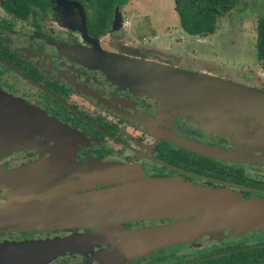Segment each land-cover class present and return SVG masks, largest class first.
I'll return each mask as SVG.
<instances>
[{"label":"flooded vegetation","instance_id":"af4514ba","mask_svg":"<svg viewBox=\"0 0 264 264\" xmlns=\"http://www.w3.org/2000/svg\"><path fill=\"white\" fill-rule=\"evenodd\" d=\"M92 4L91 0H0V88L66 125L74 137L62 148L64 152L67 148L76 162L95 159L137 164L147 177L180 178L224 188L242 199L264 201V145L252 148L248 143L230 141L222 133L209 132L167 107H159L156 98L128 86L126 76L108 70L114 66L110 63L118 62L103 58L112 54L167 62L192 72L205 69L192 70L159 60L136 38L141 45H108L110 39L106 37L112 38L125 24L123 5L112 8L107 26L98 32L94 28L96 12L88 7ZM115 7L121 22L112 29ZM160 108L164 114L155 115ZM133 128L140 129L141 134L131 137L132 132H138ZM36 139L44 141L42 149L23 141L14 152L0 157V171L57 155L54 146L59 144L49 138L34 136ZM196 144L198 148L192 146ZM88 186L77 192L109 187L98 183ZM7 199L0 189V204ZM170 220L124 221L120 229L134 232ZM66 227L72 228L71 232H61L59 227L3 224L0 242L87 236L53 251L50 257L46 255L43 264H264L263 228L180 238L155 245L145 253L129 254L114 250L112 239L94 238L97 224Z\"/></svg>","mask_w":264,"mask_h":264},{"label":"water","instance_id":"95a60500","mask_svg":"<svg viewBox=\"0 0 264 264\" xmlns=\"http://www.w3.org/2000/svg\"><path fill=\"white\" fill-rule=\"evenodd\" d=\"M120 22L115 7L112 29L118 28ZM103 60L118 62L135 73L127 78L130 84L137 82L176 114L193 121L207 119L205 125L214 131L225 133L233 125L236 132L241 124H236L235 119L241 117L244 121H254L259 127L257 133L264 129V90L204 70L186 71L144 58L104 54ZM73 135L57 119L0 88V156L19 148L25 140H33L34 136L49 138L64 146ZM62 159L58 155L0 171V185L18 186L54 175L79 173L84 178L94 176L96 181L105 182L109 187L49 199L39 191L33 197L27 196L25 190H39L38 186L24 189L14 200L0 204V225L13 222L42 228L58 227V223L79 227L97 224L99 229L94 238L112 239L114 250L129 254L145 253L155 245L202 233L264 227V201L242 199L224 188L197 186L178 178H146L126 164L93 160L70 164L68 159ZM142 219L173 221L134 232L120 229L121 222ZM85 237L0 242V264H42L46 255L50 257L53 251L58 252Z\"/></svg>","mask_w":264,"mask_h":264},{"label":"rangeland","instance_id":"374dc122","mask_svg":"<svg viewBox=\"0 0 264 264\" xmlns=\"http://www.w3.org/2000/svg\"><path fill=\"white\" fill-rule=\"evenodd\" d=\"M122 7L125 24L118 32L114 33L112 38L106 37L107 39H110L108 45L115 46L117 42H126L128 44L134 42L138 45H141L139 42H135L134 39L136 38L140 40V42H143L142 47L145 45V48L151 49L150 51H154L152 54L159 60L170 61L171 63L181 66L182 68H188L192 70L204 68V71H207L214 76L227 78L231 81H238L237 83H241V81L242 83L246 82L247 85L249 84L250 86L257 88L264 87V70L260 68L259 61L255 57V26L257 18L261 15H264V0H243V4H238L237 7L231 10L228 14L219 17L217 19L216 28L213 33L206 36H189L181 30L178 24L176 12L173 9V0H128ZM159 63H165L169 66H173L167 62ZM109 65L114 66L109 67L108 70H112V72L117 74H122L127 78L132 74H135L127 71V69L120 66L119 64L110 63ZM137 84V82L136 84L131 82V84L129 83L128 86L139 93L148 95L152 93H149L145 88H140ZM158 105L159 107H167V105L159 101ZM164 112V108H160V110H158L155 115L159 116L161 113L164 114ZM176 115L189 119L183 116L181 113ZM149 116L152 117V115ZM229 119L233 121L232 118ZM230 120L227 119L226 122H230ZM235 120L236 124H241L240 127L236 128L235 132L233 131L234 126L229 125L224 130L225 133H222L224 136L229 138L230 141L248 143L252 145V148L264 145V129H261L260 133H257V129L259 127H257V124L254 121L247 119L246 124L242 117L239 120ZM193 122L200 124L209 132L211 131L218 133V131H214L205 125L207 119H201L200 121L198 119ZM133 130H138V132H132L131 137H136L141 134L140 129L133 128ZM219 133L221 134V132ZM124 134L126 137L128 136L126 132H124ZM43 142V140H31V143H33V145L39 150L42 149ZM54 144H56V142H54ZM62 147L63 145L54 146V153L57 154L56 156L61 155L63 158L62 160L68 159L70 164L73 162L81 163L76 162L73 156L68 155L67 148L64 152V148ZM62 151L64 152V155L61 154ZM11 152H14V150H11L4 155H7ZM4 155L1 156L3 157ZM88 161L89 160L85 162ZM93 161H98L99 163L104 164L120 163L117 161H101L95 159H93ZM129 166L132 167V171L136 172L139 170L141 173H143L140 166L137 164L131 163ZM75 177L77 180H75ZM87 177H89V174H87ZM143 177L149 178L144 173ZM95 179L96 178L94 176L91 178H84L79 173H72L66 176L54 175L50 177V179H43L34 183H27L18 186L0 185V189L4 191V194H6L7 198L10 197V199H7L9 201L14 200V196L21 194L24 189L38 186L39 190H25L27 196L33 197V195L39 191L46 195L45 199H49V197H56L57 195H75L85 193L77 192V189H86L89 187V183H93V185L97 183L106 185L105 182H98ZM194 185L207 187L199 184ZM207 188L219 189L213 187ZM171 221H173V219L170 220V222ZM68 224L69 223H58L57 226L63 229L61 232H71L70 230L72 228L68 229L66 227ZM261 228L264 229V227ZM261 228L248 229L241 232L258 230ZM231 232L239 233L236 231ZM217 233L219 232L210 233V235Z\"/></svg>","mask_w":264,"mask_h":264},{"label":"trees","instance_id":"16d2710c","mask_svg":"<svg viewBox=\"0 0 264 264\" xmlns=\"http://www.w3.org/2000/svg\"><path fill=\"white\" fill-rule=\"evenodd\" d=\"M96 12L94 28L101 32L111 16L114 6L121 7L128 0H91ZM240 0H173V9L179 27L189 35L205 36L213 33L217 19L237 7ZM96 31V32H97ZM256 57L264 69V17L256 25Z\"/></svg>","mask_w":264,"mask_h":264},{"label":"crops","instance_id":"0c3cea01","mask_svg":"<svg viewBox=\"0 0 264 264\" xmlns=\"http://www.w3.org/2000/svg\"><path fill=\"white\" fill-rule=\"evenodd\" d=\"M46 260H47V259H46ZM46 260H44V262H45ZM44 262H43V263H44ZM43 263H42V264H43Z\"/></svg>","mask_w":264,"mask_h":264}]
</instances>
